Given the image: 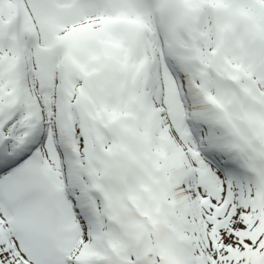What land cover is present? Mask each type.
I'll list each match as a JSON object with an SVG mask.
<instances>
[{
	"label": "snow or ice",
	"instance_id": "1",
	"mask_svg": "<svg viewBox=\"0 0 264 264\" xmlns=\"http://www.w3.org/2000/svg\"><path fill=\"white\" fill-rule=\"evenodd\" d=\"M0 264H264V0H0Z\"/></svg>",
	"mask_w": 264,
	"mask_h": 264
}]
</instances>
